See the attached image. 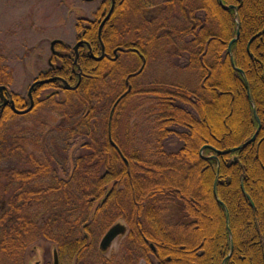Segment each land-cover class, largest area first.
I'll use <instances>...</instances> for the list:
<instances>
[{
	"label": "trees",
	"instance_id": "1",
	"mask_svg": "<svg viewBox=\"0 0 264 264\" xmlns=\"http://www.w3.org/2000/svg\"><path fill=\"white\" fill-rule=\"evenodd\" d=\"M188 1L170 0L164 6L176 14L180 10L185 18ZM221 1L224 8L218 0H200V15L191 10V27L146 23L149 28H143L150 43L154 37L169 44L190 38L186 66L199 72L195 92L175 84L150 91L155 100L150 116L156 123L151 124L152 137L142 140L143 150L130 149L115 134L116 114L134 91L120 101L115 114L110 115L111 108L105 112L101 131L96 126L105 96L113 98L119 90L113 85L118 67H102L105 62L89 67L80 60L81 83L75 91H62L63 106L56 102L59 93L41 97L58 83L33 90L30 113L43 105L61 110L55 144L62 146L57 157L47 150L41 158L16 144L2 156L0 147V167L3 160L12 163L8 171L0 168V256L5 264H17L36 233L53 242L59 264H264V0ZM108 5L107 0L101 4L99 18ZM128 7V0L116 4L102 30L103 41L112 38V44L125 34L117 32L115 22ZM98 26L99 21H80L76 32L85 33L83 38L95 47ZM162 29L167 31L157 36ZM237 32L231 54L244 77L231 67L228 54ZM124 46L128 52L147 49L143 40ZM71 63L55 75L69 79ZM5 71L0 69V85L6 87L11 76ZM11 97L17 110L28 108L26 98ZM255 115L257 141L218 155L254 134ZM16 117L9 106L3 108L0 128ZM79 138V154L69 159L65 150ZM169 138L177 148H167ZM66 163L71 169L66 170ZM49 180L50 187H40ZM36 205L45 213L27 215ZM118 220L129 229L125 246L119 261H106L93 251L94 234Z\"/></svg>",
	"mask_w": 264,
	"mask_h": 264
},
{
	"label": "rangeland",
	"instance_id": "2",
	"mask_svg": "<svg viewBox=\"0 0 264 264\" xmlns=\"http://www.w3.org/2000/svg\"><path fill=\"white\" fill-rule=\"evenodd\" d=\"M104 1L105 0H0V69L6 70V74L11 76L9 85H6L8 93L25 99L33 82L38 80L41 75L45 76L48 73L49 67L47 61L51 59L52 63H56L54 60L55 58L50 52V43L54 40L60 41L61 44L71 52L72 48L75 47L77 38L85 40L83 38L85 33L78 34L76 32V26H79L80 21H99L97 30V33H99V28L113 5V11L106 23L103 24L102 30L104 27L108 26L115 11L116 4L119 3L120 0H113V2L112 0H107L109 4L108 9L104 11L103 18H99L97 14ZM168 1L170 0H140L141 3H137L135 0H128L129 7L123 9L120 17L115 22L117 32H125L122 38L116 39V41L111 44L110 42L113 41L112 38H110V41L109 39L103 41L101 38L102 30L100 32V39L105 50L113 51V53L115 52V54H113L114 61L116 62L114 67H118L119 74L117 73L118 76L113 85H116L119 90L115 97L107 98V96H105L106 100L104 104L100 103V105L102 104L99 110L101 117L96 115V118L98 117L96 126L98 130L101 131L106 114L105 112H109L111 105L112 107L115 105L116 98L119 94L128 95V93L134 91L135 94L128 97L124 101L123 107L118 110L116 114L117 122L115 125V134H117L121 141L126 143L130 149H135L137 146L143 150V145L145 144L142 140L147 136L152 137L153 131H155L151 124L155 125L156 121L154 122V117L150 116V111L154 110H152V108L155 105V100L150 94L151 90L158 87H174L172 84L183 87L181 90L188 93L195 92L199 88L198 70L195 67L186 66L189 53L186 52L185 49H190L188 42L190 38L178 39V41L169 44L165 40L159 41L154 37L150 43L147 38L148 36H146V30H143L144 27L149 28V25L146 23H154L155 27L161 23L168 28H172V26L181 28L183 26L191 27L193 21L191 20L192 16L190 13L191 10L193 12L194 9L198 7L200 0L188 1V7L185 9L186 19L183 18L182 14H179L180 10L177 14L172 11L169 12L171 8L167 9V7L164 6ZM218 2H220L221 5L220 3L219 5L223 7L222 1L218 0ZM198 14L200 15L196 9L194 16L196 17ZM166 31L167 29L158 31L157 36L164 35ZM100 39L97 38V43ZM142 40L147 46V52L139 53L136 48H131V52H128L129 49H124V45H130ZM61 44L55 45L53 51H60ZM97 46L99 47V44H97ZM100 49L103 52L102 44H100ZM100 57L101 55L97 57L99 58L98 62L89 65V67H100L102 62L107 64L105 59H100ZM144 60L145 62H143ZM233 69L236 71L238 70L236 67ZM75 72L77 73V70H75ZM240 75L244 77L243 72ZM118 81L120 82L118 83ZM73 82V87H75L78 82L76 79ZM44 85L45 84H42L41 86ZM62 91L65 90L61 87L45 89L41 93V97L43 99L46 95L51 97L55 93L56 95L59 93L56 102L61 103L60 106H63L62 104L66 101V98H64L65 95ZM60 111L59 109H52L49 105H43L34 113L23 116L17 115L13 120L5 122L0 128V147L3 151L2 156H5V151L11 149L15 144L25 148L36 157H43V152H47V150L52 156H56L57 149L58 151L61 150L62 146L59 145V142L55 144L56 139L59 141L58 129L61 128L60 126L62 123V113ZM112 118L110 119L111 121ZM259 132L255 141L246 147L251 146L257 141ZM251 137L249 139H251ZM74 142V144H71L70 147L65 150V155L69 157V159L73 153L76 156L79 154L77 149L83 143L80 138ZM111 143L113 144V142L110 141V144ZM112 146L117 149L114 144ZM177 147L178 145L175 139L169 138L167 141V148L171 150ZM3 161L4 162L1 163L2 167L0 168H3L4 171L10 170L12 163L8 160ZM68 167L71 169L69 164L66 163V170ZM25 168H27V164ZM61 174L62 173L59 171L58 177L60 176L62 178L63 175ZM51 185L52 183L49 180L43 184L41 183L40 187L47 188ZM44 209L43 206L36 205L31 208V212L28 213L27 211L26 213L30 216L39 214L41 217L42 212L45 211ZM176 215L177 214H174V217ZM174 217L172 216V218ZM116 223L125 225L127 231L129 230L123 220H118ZM107 230L102 233L100 230L95 232L93 239V251L95 254L100 252L99 244ZM125 239L126 235L117 238L106 252H100L98 255L106 261H119L125 246ZM52 243L53 242L46 241L39 233H36L29 244V249L24 253L23 257L19 259L17 264H52ZM32 247L33 251L30 252L29 250ZM0 264H5L1 256ZM138 264L145 263L143 260H139Z\"/></svg>",
	"mask_w": 264,
	"mask_h": 264
},
{
	"label": "flooded vegetation",
	"instance_id": "3",
	"mask_svg": "<svg viewBox=\"0 0 264 264\" xmlns=\"http://www.w3.org/2000/svg\"><path fill=\"white\" fill-rule=\"evenodd\" d=\"M101 16L103 18L104 14L103 15L101 14ZM97 38L100 39V34L99 33L97 35ZM77 44H78V47L75 50L72 48L71 52H69L68 48H66L64 46H61V49H59L60 51H53L52 52L50 50L51 54L55 58L54 60L56 61V63L58 65L56 63H52V60L49 59L47 61L48 67H49V71L45 75L46 78H44V79H38L36 81H48V80H51L53 78H58V79L65 80L62 77H60L59 75H55V73H57L58 70H64V67L65 66L68 67V65L66 63H68V61L70 59L72 60V63H71L72 75H70L69 79H67L68 81L67 80H65V81L71 87L74 86V82L73 81L75 79H76L77 82H78V79L79 78H80V81L82 80V75H81L82 74V71H81L80 65H79V61L80 60L81 61H84L85 66H89V65H91V64H93L95 62H98L97 59H99V58H97V57H99L101 55L100 59H105V61L107 62V64L102 65V67H114V66H111V64H115L114 57H113V54H115V52L113 53V51H109V50L106 51L105 48H104L103 43L101 42V39L97 43V44H99V47L97 45L95 47H93V46L90 45V43L86 42L83 39H79V38H77L75 46ZM100 44H102V46H103V52L100 49ZM75 70H77V73L75 72ZM36 81H34V82H36ZM53 82L58 83V86H56L57 88H60V87L62 88L61 83H60L59 80L51 81L49 83H46L45 85L51 84ZM38 86H41V85H36L33 88V90L36 87H38ZM33 90L31 92V95L33 93ZM4 96L7 98L8 97L7 93ZM44 97L47 99L49 96L46 95ZM11 99H12V97H11ZM27 100H28V104L30 105L29 99H27ZM32 100H33V95H32ZM12 101H13V99H12ZM33 105H34V101H33ZM0 115H1V110H0Z\"/></svg>",
	"mask_w": 264,
	"mask_h": 264
},
{
	"label": "water",
	"instance_id": "4",
	"mask_svg": "<svg viewBox=\"0 0 264 264\" xmlns=\"http://www.w3.org/2000/svg\"><path fill=\"white\" fill-rule=\"evenodd\" d=\"M91 1H94V0H91ZM112 2H113V0H112ZM219 3H220V2H219ZM220 5H221V3H220ZM112 11H113V5H112V7H111V10H110L109 14H108L107 17L104 19L103 23L101 24V26H100V28H99V34H100L101 30H102L103 24H105L106 21L109 19V17H110V15H111ZM238 36H239V33L237 32V33H236V38L233 39V40L231 41V43L229 44V46H228V54H229V57H230V64H231V67H233V68H234L235 66H234V63H233L232 55H231V45L237 40ZM57 44H61V42L55 40V41H53V42L50 43V49H51V51H53V47H54L55 45H57ZM77 47H78V44H77L73 49L75 50ZM97 60H98V59H97ZM78 69H79V68H78ZM237 71H238L240 74H242V72H241L240 70H237ZM54 80H59V81L61 82V84H62V89H64V90H68V91H69V90H71V91H75V90L78 88L79 84H80V78H79V81H78V83H77V85H76L75 87H71V86H69L68 83H67L66 81H64V80H62V79H58V78H53V79L48 80V81H36V82H34V83L30 86V88H29V91H28V93H27V98L29 99L30 105H29V107H28L26 110H24V111H19V110H17V109L15 108V106H14V102L12 101L11 97L8 96V97L6 98V97L4 96L5 93H6V88L3 87V86H0V103H1V104H0V110H2V108L6 107V106H9L10 109H11V111H12L14 114H16V115H24V114L29 113V112L32 110V108H33V100H32V95H31V92H32L33 88H34L36 85L46 84V83H49V82L54 81ZM246 89H247V97H248V100L250 101V96H249V90H248V87H247ZM120 100H121V99H120ZM120 100H118V101L116 102V104L114 105V107H113V109H112V111H111V114L113 113L114 108L116 107V105L119 103ZM255 118H256V116H255ZM256 121H257V130H256L255 134L251 137V139H249L247 142L243 143L242 145H240V146H238V147H236V148H233V149H231V150H229V151H227V152H225V153H222V152H221V153H218V154L221 155V154H230V153H234V152H236V151H238V150H240V149L246 147L247 145H250L251 143H253V142L255 141L256 136H257V134H258V132H259V129H260V123H259V121H258L257 118H256ZM111 144H112V143H111ZM112 145H113V144H112ZM125 233H126V227H125L123 224H120V223L115 224L114 226H112V227H111V228L105 233V235H104L103 238L101 239L100 244H99V250H100L101 252H106V251L111 247L112 243H113L118 237L125 235ZM150 248H151L152 251H154V248H153L152 246H150ZM52 264H59L58 253H57V250H56L55 248H53V250H52Z\"/></svg>",
	"mask_w": 264,
	"mask_h": 264
}]
</instances>
